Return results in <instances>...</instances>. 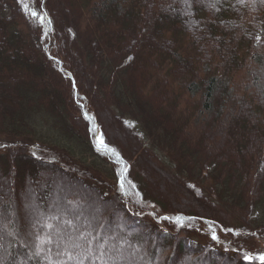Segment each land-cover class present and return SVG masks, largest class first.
I'll use <instances>...</instances> for the list:
<instances>
[{
	"label": "trees",
	"instance_id": "16d2710c",
	"mask_svg": "<svg viewBox=\"0 0 264 264\" xmlns=\"http://www.w3.org/2000/svg\"><path fill=\"white\" fill-rule=\"evenodd\" d=\"M0 206V264H261L264 3L0 0Z\"/></svg>",
	"mask_w": 264,
	"mask_h": 264
},
{
	"label": "rangeland",
	"instance_id": "374dc122",
	"mask_svg": "<svg viewBox=\"0 0 264 264\" xmlns=\"http://www.w3.org/2000/svg\"><path fill=\"white\" fill-rule=\"evenodd\" d=\"M126 100H127V98L124 99V101H126ZM111 123H113L114 129H115V133L113 135H109V138H110L111 141L116 142V143L120 144L123 147L124 146V143H125V140L124 139L126 138V135H124V133H126V130H123V128L120 125H117V123L115 121H111ZM107 124H109V123H107ZM159 131H160V129L158 127H156L153 130H151V132L148 133V136H147L145 142L147 144H149V145H152L155 148V150L159 154H161V150H160L161 149L160 148L161 145H163V143H165V142L166 143H169L170 142V139L167 138V137L165 138L164 135L162 137V133L161 132L159 133ZM184 169H186V168H184ZM138 174H139V176H142L143 175V178L144 179H147V186H146L147 191L150 192L151 189H152L153 190V192H152L153 195H156L157 197H160V198L163 199V196H162L163 191L159 187L156 186V183L154 184L152 182V180H153L152 177L149 176V175H146L142 170H139ZM209 182L210 181H206V179H203V182L202 183L205 185V184H208ZM19 187H21V185ZM14 191H15V189H14ZM21 193H22L23 197H25L26 193L24 192V187H23V191H21ZM26 198H30V195L27 196ZM164 200L166 202H168V203H171L169 200H167V198H164ZM14 211H16V208H14ZM17 215L19 217L21 216L20 214H17ZM87 218L88 219H86V220L90 221V223L92 222V223H94V225L96 224V219L95 218L92 219V216H90V215H88ZM45 228H46V226H45ZM24 229L26 230V227H24ZM120 245H122V244H120ZM119 251H120V249L118 250V252ZM122 256L125 257L123 254H122ZM121 261H122V264H125L124 259H120V262Z\"/></svg>",
	"mask_w": 264,
	"mask_h": 264
},
{
	"label": "snow or ice",
	"instance_id": "6c2138e0",
	"mask_svg": "<svg viewBox=\"0 0 264 264\" xmlns=\"http://www.w3.org/2000/svg\"><path fill=\"white\" fill-rule=\"evenodd\" d=\"M186 2H187V0H186ZM241 2H243V0H241ZM260 2H261V3H264V0H260ZM32 15H33V16H36L37 13L33 12ZM257 39H259V37H257ZM101 143H103V142L101 141ZM177 219L179 220V218H177ZM45 226L48 227V228H51V227H52L51 224H46ZM228 231H231V229H228ZM81 238H82V239L84 238V237H83V234H81ZM212 238H213V239H216V236L213 235ZM48 242L50 243L51 241H48ZM87 246H88V249H89V251H90V250H91V241H88V242H87ZM77 247H79V245H77ZM60 254H62L63 256H65V257L67 258V260H69V261L77 260V256L74 255V254L72 253V251H70V250H68V249H65V250L63 251V253H60ZM102 255H103V253L101 252V256H102ZM99 258H100V257H97V259H99ZM255 258H256V259H259V260L261 261V264H264V253H262L261 255H259L258 257H255ZM243 259H245V260H247V261H251V260L254 259V257L249 256V255H245V256L243 257ZM49 264H57V262H54V261H52V260L49 258ZM59 264H63V261L59 262ZM78 264H83V259H80V260L78 261Z\"/></svg>",
	"mask_w": 264,
	"mask_h": 264
}]
</instances>
